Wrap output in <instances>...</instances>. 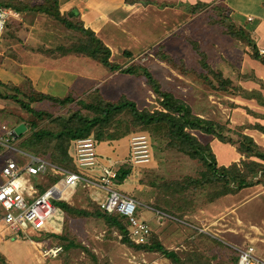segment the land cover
Returning a JSON list of instances; mask_svg holds the SVG:
<instances>
[{"label":"crops","instance_id":"0c3cea01","mask_svg":"<svg viewBox=\"0 0 264 264\" xmlns=\"http://www.w3.org/2000/svg\"><path fill=\"white\" fill-rule=\"evenodd\" d=\"M43 2L45 0L41 1V3ZM198 3L208 4L204 10H201L202 12L217 5L227 7L231 22L238 27H243L250 33L252 42L259 51L264 49V0H58L61 16L74 24L91 30L111 50L110 60L119 65L124 64L122 65L123 67L156 46L166 45V49L169 50L171 38L174 37L176 31V25L184 19L190 22L192 20L190 17L193 13V6ZM14 13L16 15L11 17V28L1 40L2 45L0 47V84L4 87L5 85L11 86V95L17 93L16 89L20 90V95L24 92L29 93L30 89H33L53 97L64 98L72 96L75 99H81L98 90L107 99L118 100L122 95H127L136 104L137 99L135 97L145 96L138 89L139 80L143 88L148 85L143 75L126 74L120 70L111 71L90 56L68 51L67 49L81 37L79 31L67 28L65 24L46 12L14 11ZM248 17H253V20L249 21ZM247 45L250 46L249 44ZM245 55L247 58H245L244 64H237L238 69L242 68L239 69L240 71L236 75L234 72L233 76V73L227 75L226 71H219L224 78L231 80L232 84L240 89L234 94H225L213 90L217 97H224L225 100L231 101L225 102L228 106L221 104L225 110L229 111L227 122L225 120H215L220 123L225 122L231 129L242 127L241 132L251 136L259 145L264 147V133L254 127L258 123L264 125V63L254 59L251 53ZM167 73H169L167 81L175 80V75H177L186 83L182 86V89L187 90L186 85H188L187 82L189 80L186 76H190V74H177L178 72L172 69H168ZM152 74L163 88V79L157 76L154 71ZM139 76H143L142 79H137ZM121 82L131 85L124 90ZM1 85L0 87H2ZM117 86L121 87V93L119 97H114L117 94L115 92L120 89ZM199 88L200 95L208 93L204 87L199 86ZM8 102L14 101L0 97V103L6 105ZM197 102L200 104L199 101ZM43 103L49 107L55 106L53 102L44 100L32 103V107L36 110L48 111V108L42 106ZM186 103L192 107L193 112L197 116L214 119L207 112L195 111L197 104ZM16 104L20 110V113L16 114V125L11 128L2 125V134L9 131L13 132L21 124L25 125L21 122V117H30L20 104ZM216 109L218 108L216 107ZM213 113L216 115V110ZM26 130L25 126L21 135ZM21 135L17 137L12 135L14 138L13 142L19 139ZM211 137L206 143L210 144L213 153L215 152V144H218L222 151L231 148L235 153L233 158L225 159L223 163L219 160L217 154L214 153L218 165L228 166L232 162H237L239 156L240 160L245 158L237 151L236 146L224 143L214 136ZM127 138L125 145L122 138L106 140V143L109 146L111 145V148L106 150L105 144L101 142L97 147L98 153L103 159L101 162L111 159L119 170L124 165H130L128 162L131 153L130 135ZM73 153L72 142L69 155L71 156ZM46 158L51 161L50 158ZM70 169H75L74 162L73 168ZM139 170L140 168L134 169L131 166L130 175L123 183H119L121 191L127 192L130 190L131 186H133L132 184L136 183L132 178ZM81 189L89 194L91 193L93 197L91 200L95 199V192H99L88 188H79L75 195ZM258 197V194L249 197L242 201L239 207L243 208L244 205L257 200ZM56 203L60 204V202ZM257 205L256 214H260L257 215L258 219L251 215L247 208L241 210L240 216L237 208L234 207L232 213L235 214L234 216H236L241 227L236 225L239 228L238 232L230 233V235L240 243L236 245L251 243L255 247L256 254L264 257V206L258 207ZM63 212L65 213L64 210ZM61 232L55 234H61ZM55 234L50 235L51 239L46 245L58 243L53 241ZM34 235L37 236V234ZM37 237L39 238L38 240L35 239L37 243L43 245L45 239L39 235ZM13 242L15 243H11L10 240L0 239V264H18V259H11V255L22 250L20 246L22 243L19 241ZM23 243L28 242L24 241ZM29 245L30 251L32 250L31 245L35 248L33 244L30 243ZM36 251L32 264H47L45 259L39 257L40 255Z\"/></svg>","mask_w":264,"mask_h":264},{"label":"rangeland","instance_id":"374dc122","mask_svg":"<svg viewBox=\"0 0 264 264\" xmlns=\"http://www.w3.org/2000/svg\"><path fill=\"white\" fill-rule=\"evenodd\" d=\"M17 1L41 4L42 0ZM221 7V5H217L215 7H210L204 12L192 13L190 17L192 20L190 22L184 19L176 25V31L174 37L171 38L169 50L166 49V45L156 46L155 48L147 50L146 53H143L142 56L125 67L131 64L147 67L151 73L154 71L157 76L163 79V90L171 91L177 98L185 100L190 104H197L195 106V111L201 113L207 112L212 115L211 118L225 120V122H227L229 111L225 110L221 104H226L228 106L225 102L231 101L225 100L224 97H217L212 87H210L211 85L200 76V72L209 74L212 77L211 71L209 72L210 68H212L216 72H223L224 70L227 75L233 72L236 75V73L240 71L239 69L242 68L240 67L238 69L237 64L243 65L245 58H247L245 54H250L252 49L244 42L227 34L224 23H222L223 16H221ZM225 15H228V13L225 12ZM227 22L229 21L227 20L226 23ZM10 28L11 19L7 22L1 40ZM1 40L0 47L2 45ZM164 51L172 57L171 60L161 59V54L165 53ZM204 56L210 67L208 70L201 64L202 60H205ZM168 69L176 70L178 72L177 74L181 75L190 74V76H186L189 80V82H187L188 85H186L187 90L182 89V86L186 83L177 75H175V80L171 82L167 81L169 75V73H167ZM234 73L232 74L233 76ZM142 77L143 76H139L137 79H142ZM130 85L129 83L121 82V86L124 90ZM199 86L207 90L208 96L206 93L200 95ZM9 87L10 86H8V88ZM119 88L120 89L115 92L117 94L114 97H119L121 87ZM138 89L145 95L144 97H135L137 99V106L140 110H164L160 105L162 98L154 93L149 84L146 85V88H143L139 80ZM0 90L1 92H6V87L2 86ZM124 96L130 99L127 95ZM20 97L22 96L20 95ZM197 101H199L200 104H198ZM42 106L48 108V111L53 113V115L69 116L77 110L85 114L89 113L88 110L83 109L82 106L76 102L70 103L64 106V108H60L59 106L49 107L45 103H43ZM216 107L218 109H216ZM40 108L43 109L41 106ZM0 110L5 111H0V134H2V125H6L8 128L16 125V114L20 113V110L18 109V105L14 102H8L6 105L0 103ZM215 110L216 115L213 113ZM30 118L32 117L30 116ZM38 126H49V122L46 119L40 120L38 121ZM226 126L228 127L227 124ZM230 130V135L237 139L236 132H241V129L236 127V129L230 128ZM131 133L132 132L122 137L124 145L127 143V137ZM29 134L30 131L26 130L25 134H23L24 138L29 136ZM164 134L165 132L162 131L160 135H155V137H153L152 160L150 165L140 166L141 174L138 177L139 180L132 184L133 186H131L130 190L125 193L132 195L141 203L138 207V213L150 220L152 232L158 235V238L168 249H173L179 253H186L189 251L198 256V260L204 257L209 264H236L235 259L237 254L229 244L240 243L236 241L230 233H237L239 230L237 226L241 227V225L238 224V220L236 216H234L235 214L232 213L233 209L236 207L238 214L241 216V210L247 208L249 213L258 219L257 215L260 214H256V205L259 202L257 205L258 207L264 206V183L213 200L209 199L210 191L208 193L206 188L189 189L184 194V210L185 212H192L186 214L182 219L173 216L177 219L176 221L165 219L158 223L155 214L153 211L149 210L147 206L155 207L159 205L161 207H169L168 200L169 198H173V196L171 193L164 191L163 183L183 181L187 177L198 178L201 172L205 170L201 160L192 159L176 148L167 146L168 139L165 140L163 138ZM193 134L198 135L199 139L204 143L212 138L210 135L204 136L195 131H193ZM20 140L21 138L13 143L18 146V148H21L19 145ZM101 142L105 144V150L111 148V145L109 146L106 140L98 141L97 147ZM214 149V153L217 154L222 163L225 159L228 160L235 156L231 148L222 151L219 145L215 144ZM13 156L17 158L15 155ZM239 161L240 156L237 162ZM34 179L40 181L38 176H35ZM40 183L43 184L42 181H40ZM256 194L259 195L257 200H254L248 205H244L243 208L241 206L239 207L242 201ZM180 196L181 194L178 195V197ZM99 197V192H95V199L91 200V198H93L91 193L89 194L83 189L79 190L72 199L70 205L78 209L86 210L92 214H63V228L60 235H63L66 242L71 241L74 245L56 258L39 257L45 259L47 264H171L170 261L158 251L145 252L143 256L142 252L136 253L130 247L126 246L122 242V235L108 228L105 221L95 215V211L99 208ZM59 206L61 205L59 204ZM157 210L165 212L162 209ZM218 220H222L223 226L217 224ZM259 223L263 224L262 222ZM199 228H205L206 231L210 233L200 232ZM229 228L233 229V231L228 230ZM200 233H204L207 236H198ZM32 237L36 240L39 239L35 235ZM213 237L218 238V240ZM9 240L11 243L17 241L16 239ZM18 241L22 243L20 245L22 250L11 255V259L14 260L17 258L18 264H32L34 262L33 257L35 258L36 249L31 245L32 250L30 251V243L28 240ZM24 241L28 243H23ZM53 241L64 245V242L62 243L57 237H54ZM132 255L136 256L137 262ZM142 259L146 260V262L144 263Z\"/></svg>","mask_w":264,"mask_h":264},{"label":"trees","instance_id":"16d2710c","mask_svg":"<svg viewBox=\"0 0 264 264\" xmlns=\"http://www.w3.org/2000/svg\"><path fill=\"white\" fill-rule=\"evenodd\" d=\"M0 6L10 8L16 12H46L65 24L67 28L79 31L81 37L67 49L68 51L90 56L111 71L120 70L126 74L143 75L154 93L162 98L160 105L164 109L153 111L147 109L140 110L135 101L128 99L124 95L118 100H110L105 98L98 90L81 99H75L72 96L64 98L53 97L44 95L33 89H30L29 93H22V97H20V90L16 89L17 93L11 95L9 91V88L11 90V86L8 88L5 85L6 92H1L0 90V97L20 104L27 114L32 117H21V122L30 131L29 136L25 138L23 134L19 136L21 138L19 142L21 148L34 155L49 157L54 163L70 169L73 168V161L69 155V150L72 142L76 139L93 133L98 141L115 140L126 136L130 132H145L150 137L153 149V137L160 135L164 131L163 138L165 140L168 139L167 146L176 148L192 159L201 160L205 167V170L201 172L198 178L187 177L183 181L163 183L164 191L171 193L173 198H169L168 208L159 205L153 208L162 209L167 214L180 219L192 212H185L184 210V194L189 189L206 188L208 193L210 191V195L208 194L210 196L209 199L213 200L264 183L263 146L243 132H236L237 139L233 138L230 135V128L225 123L197 116L193 112L192 107L184 100L177 98L172 92L163 90L161 84L147 67L134 64L122 67V65L116 62H112L110 60L111 50L91 30L74 24L72 21L61 16L58 0H45V2L34 6L31 3L23 1L0 0ZM207 6V3H198L193 6L192 12L197 13L204 10ZM221 10V16H223L222 23H224L227 34L249 44L252 49L251 56L264 63V56L259 53L256 45L252 42L250 33L243 27H238L231 22L229 14L225 15V12L228 13L227 7L223 6ZM227 20L230 22L226 23ZM161 59L171 60L172 57L165 52L161 54ZM201 64L206 70L210 68L206 62V58L202 60ZM210 71L213 75L212 77L202 72H200V76L211 85L210 87L214 91L234 94L240 89L238 86H234L231 80L224 78L221 72H216L212 68H210ZM44 100L51 101L55 106H59L60 108L76 102L83 109L88 110L89 113L85 114L77 110L69 116H62L53 115V113L46 110H36L32 107V103ZM44 119L49 122V126L39 127L38 121ZM254 127L264 133V125L258 123ZM239 129L242 130L243 128L240 127ZM193 131L214 136L224 143L235 145L237 151L245 158L241 159L240 162H232L228 166L218 165L210 144L202 142L198 135L193 134ZM130 173L131 166L124 165L119 170L118 182L123 183ZM179 194H181L180 197H178ZM60 205L66 214H92L65 202H60ZM95 215L98 218H102L108 228L121 234L122 242L136 253L158 251L171 264H209L204 257L198 260V256L189 251L179 253L173 249H168L154 232H152L148 244H135L129 238L128 220L125 217L116 213L109 214L103 212L100 208L95 211ZM167 219L170 220L171 218ZM198 236L207 235L200 233ZM55 237L59 238L62 243L64 242L62 253L74 245L71 241L66 242L63 235L55 234ZM215 239L218 240V238ZM237 261L238 257L235 259L236 264Z\"/></svg>","mask_w":264,"mask_h":264},{"label":"built area","instance_id":"2783aa9c","mask_svg":"<svg viewBox=\"0 0 264 264\" xmlns=\"http://www.w3.org/2000/svg\"><path fill=\"white\" fill-rule=\"evenodd\" d=\"M15 15L10 8L0 6V40L8 20ZM248 20L252 21L253 17H248ZM259 52L264 55V49H260ZM12 135V131L0 135L1 240H28L43 258L58 257L64 250L63 245L60 243L46 245L51 239L50 235L61 232L62 229L64 212L56 202L71 203L79 188H88L99 191L98 204L103 212L116 213L128 220L129 238L132 242L135 244L150 242L152 234L150 220L138 213L141 203L119 189V169L114 161L106 158L107 161L101 162L103 159L98 153V140L94 134L73 141L74 153L71 154L75 165L73 170L60 166L46 157L18 148L13 144ZM130 149L128 159L130 166L135 169L150 164L152 144L147 133H131ZM140 173L141 169L132 180L137 182ZM35 176H38L43 184L35 180ZM147 208L153 211L158 223L167 218L177 220L163 211L150 206ZM221 221L218 220L217 224L223 226ZM228 230L233 231L231 228ZM199 231L210 233L205 228H199ZM34 234L45 239L43 245L33 239ZM229 245L237 254V264H264V257L256 254L253 244ZM132 256L136 260V256Z\"/></svg>","mask_w":264,"mask_h":264},{"label":"water","instance_id":"95a60500","mask_svg":"<svg viewBox=\"0 0 264 264\" xmlns=\"http://www.w3.org/2000/svg\"><path fill=\"white\" fill-rule=\"evenodd\" d=\"M25 129V125L21 124L20 126L16 127L14 130H13V135L15 137H17L18 135H20Z\"/></svg>","mask_w":264,"mask_h":264},{"label":"bare ground","instance_id":"6f19581e","mask_svg":"<svg viewBox=\"0 0 264 264\" xmlns=\"http://www.w3.org/2000/svg\"><path fill=\"white\" fill-rule=\"evenodd\" d=\"M20 126V125H19ZM21 135V134H20Z\"/></svg>","mask_w":264,"mask_h":264}]
</instances>
